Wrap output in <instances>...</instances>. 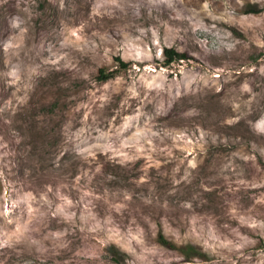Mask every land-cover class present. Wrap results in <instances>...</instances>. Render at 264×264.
Returning <instances> with one entry per match:
<instances>
[{"label": "rangeland", "instance_id": "rangeland-1", "mask_svg": "<svg viewBox=\"0 0 264 264\" xmlns=\"http://www.w3.org/2000/svg\"><path fill=\"white\" fill-rule=\"evenodd\" d=\"M0 264H264V0H0Z\"/></svg>", "mask_w": 264, "mask_h": 264}, {"label": "trees", "instance_id": "trees-1", "mask_svg": "<svg viewBox=\"0 0 264 264\" xmlns=\"http://www.w3.org/2000/svg\"><path fill=\"white\" fill-rule=\"evenodd\" d=\"M260 12V11H259ZM163 57H164V65H169L172 62L180 61L186 59L185 54L178 53L174 51L173 49H163ZM117 62L119 63V66L121 68H126V64H124L119 58H116ZM112 77V73L105 74L103 70L99 71V78L100 81H106ZM158 242L168 248L174 247L171 242L167 241L162 235L158 236ZM190 249V247H188ZM179 251H184L183 248H178ZM184 253V252H183ZM183 255H186L185 253Z\"/></svg>", "mask_w": 264, "mask_h": 264}]
</instances>
